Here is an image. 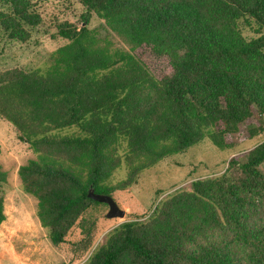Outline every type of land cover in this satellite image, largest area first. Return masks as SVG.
Returning <instances> with one entry per match:
<instances>
[{"label":"trees","instance_id":"obj_1","mask_svg":"<svg viewBox=\"0 0 264 264\" xmlns=\"http://www.w3.org/2000/svg\"><path fill=\"white\" fill-rule=\"evenodd\" d=\"M77 1L82 25L55 23L65 43L51 63L0 72V118L35 156L19 166V185L35 198L50 243L68 244L75 258L88 254L81 264H264V140L219 175L168 194L148 216L120 223L91 251L89 212L106 205L88 197L90 188L110 196L127 189L204 137L231 148L229 136L247 121L258 124L248 137L263 132L264 0ZM0 6L8 40H28L43 21L34 0ZM91 13L128 50L90 30ZM144 56L165 60L170 72L157 76ZM121 167L124 177L110 185ZM5 183L0 168V192ZM74 228L80 236L68 243Z\"/></svg>","mask_w":264,"mask_h":264},{"label":"rangeland","instance_id":"obj_2","mask_svg":"<svg viewBox=\"0 0 264 264\" xmlns=\"http://www.w3.org/2000/svg\"><path fill=\"white\" fill-rule=\"evenodd\" d=\"M43 21L31 31L24 42L6 39L0 30V72L9 69L30 70L43 68L51 63L52 54L65 43L54 35L56 22L68 21L80 27L83 7L77 0H34ZM0 10H5L0 6ZM88 28L98 37L108 38L121 49L128 50V45L110 32L103 20L91 13L88 15ZM250 36L251 33L247 32ZM144 60L157 72V76L169 73L163 59L144 56ZM263 129H264V116ZM249 124L258 126L256 120H250L232 133L228 141L231 148L221 150L213 146L204 137L198 144L181 154L172 155L142 172L137 183L125 190L114 191L111 196L120 209L123 218H105L107 206L99 205L90 209L96 220L94 244L90 251L104 242L105 235L122 222L137 216H148L156 204L176 190H190V183L196 179L213 177L222 173L227 161L235 155L244 154L264 140V130L253 137H248ZM249 128V127H248ZM0 168L5 172L6 183L1 186L5 220L0 225V264H81L88 254L75 258L69 253V245L54 247L41 227L36 214V200L24 193L19 185L17 170L35 156L26 142L21 140L15 129L0 118ZM264 176V164L258 167ZM124 177L121 167L108 180L110 185ZM79 229L74 228L67 242L78 239ZM89 253V252H88Z\"/></svg>","mask_w":264,"mask_h":264},{"label":"water","instance_id":"obj_3","mask_svg":"<svg viewBox=\"0 0 264 264\" xmlns=\"http://www.w3.org/2000/svg\"><path fill=\"white\" fill-rule=\"evenodd\" d=\"M88 197L96 202L104 203L107 206L105 218H123L125 215L124 210L120 209L117 203L110 195L95 193L91 188L88 191Z\"/></svg>","mask_w":264,"mask_h":264}]
</instances>
